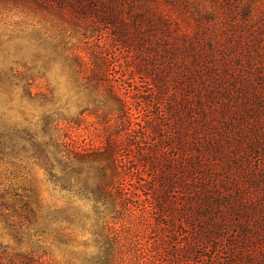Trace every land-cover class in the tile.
Masks as SVG:
<instances>
[{
	"label": "rangeland",
	"instance_id": "rangeland-1",
	"mask_svg": "<svg viewBox=\"0 0 264 264\" xmlns=\"http://www.w3.org/2000/svg\"><path fill=\"white\" fill-rule=\"evenodd\" d=\"M203 1L194 0V4ZM56 16L53 11L31 12L10 0H0V68L6 72L17 62L31 63L34 56L40 60L38 65L49 60L46 78L36 77L30 89L24 90L18 80L11 86L0 85V129L36 135L38 141L48 142L58 177L51 178L43 165L29 157L31 151L15 157L0 156V264H102L107 257L111 258L109 264H159L170 259L175 264L225 263L231 254L228 241L237 236L236 215H232L233 224L225 226L217 238L195 246L187 260L176 255L193 242L186 209L189 196L174 186L162 216L152 210L151 196H145L152 189H156L152 192L155 195L160 194L163 177L170 179L173 174L183 180L186 174L182 168H191L188 160L192 157L193 126L180 116L181 90L171 81L166 96L154 94L149 80L135 71L137 56L112 44L106 30L100 28L93 36L94 43L104 54L108 82L126 98V114L122 116L102 88H91L78 73L73 56L82 55L83 30H75ZM43 36L51 45L42 43ZM57 45L63 52L53 51ZM16 70L24 72L22 67ZM134 94L137 100L131 99ZM46 95L52 98L42 102ZM141 97L147 98L146 104L139 103ZM45 116L52 120L51 139L42 132ZM52 141L61 145L55 148ZM112 141L118 142L124 164L133 172L129 177L139 197L132 199L136 210L122 213L118 207L105 215L103 209L96 210L88 195L78 191L79 185L64 186L61 168H98L101 162L79 160L71 153L72 148L99 152ZM164 143L173 148L165 149ZM181 145L185 155L179 151ZM157 148L160 163L150 170L141 159ZM254 150L247 154V174L264 170V157ZM242 172L236 176L237 184L246 191L248 184ZM140 184H147L149 189Z\"/></svg>",
	"mask_w": 264,
	"mask_h": 264
},
{
	"label": "trees",
	"instance_id": "trees-1",
	"mask_svg": "<svg viewBox=\"0 0 264 264\" xmlns=\"http://www.w3.org/2000/svg\"><path fill=\"white\" fill-rule=\"evenodd\" d=\"M10 2L31 12L53 11L70 27L83 30L82 55L73 56L78 73L89 81L91 88H102L122 116L126 114V98L108 82L104 54L94 43L93 36L100 33V28L106 30L112 44L137 56L135 71L149 80L154 94L166 96L170 82H175L181 90L180 116L193 126L192 157L188 160L191 168H182L186 174L183 180L173 174L170 179L163 177L165 184L162 183L160 194L155 195L152 192L156 189H152L145 196H151L152 210L158 216L164 215L167 195L174 186H180L189 196L186 209L193 242L176 256L189 260L195 246H204L210 238H217L225 226L233 224L231 218L236 215L237 236L228 241L231 254L223 264H264V170L255 174L244 170L247 154L252 150L264 157V0H204V4H194V0ZM171 13L176 16L172 18ZM48 40L46 36L41 39L43 44L51 45ZM58 46H53V51L63 52ZM37 58L34 56L31 63L17 62L15 68L9 67L6 72L0 68V85L11 86L18 80L26 90L34 85L36 77L46 78L49 60L38 65ZM18 67L24 69L22 74L16 70ZM42 98L46 102L52 96ZM131 99L137 100L135 94ZM140 102L146 104L147 98L141 97ZM171 107L167 109L173 115ZM51 123V118L45 116L42 132L50 139ZM36 137L0 129V156L15 157L31 151L29 157L43 165L51 178H58L52 168L49 143ZM51 144L55 148L61 145L55 141ZM163 146L173 148L170 143ZM158 149L142 156L141 162L150 170L160 163ZM183 150L181 145L179 151L185 155ZM71 153L79 160L90 158L101 165L61 168L65 187L79 185L78 191L88 195L96 210L103 209L105 215L113 214L118 207L122 213L136 210L132 205L136 201L132 199L139 195L129 177L133 172L126 168L118 142H106L99 152L73 147ZM230 166L233 169L227 168ZM240 171L248 184L246 191L237 184ZM140 185L146 191L149 189L147 184ZM232 185L236 188L230 190ZM110 262L107 257L101 263Z\"/></svg>",
	"mask_w": 264,
	"mask_h": 264
}]
</instances>
